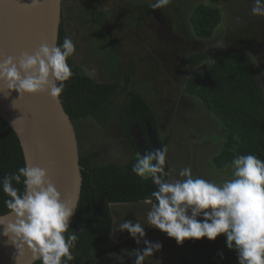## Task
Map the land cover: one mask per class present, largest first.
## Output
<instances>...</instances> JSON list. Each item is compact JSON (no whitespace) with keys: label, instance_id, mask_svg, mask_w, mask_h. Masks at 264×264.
I'll return each mask as SVG.
<instances>
[{"label":"clouds","instance_id":"1","mask_svg":"<svg viewBox=\"0 0 264 264\" xmlns=\"http://www.w3.org/2000/svg\"><path fill=\"white\" fill-rule=\"evenodd\" d=\"M37 3L33 0L32 5ZM170 3L154 0L149 6L158 9ZM251 13L264 16V0H253ZM75 51L73 40L65 37L62 44L41 43L32 53L24 51L18 57L0 53V82L8 95L12 91L19 97L47 92L58 99L73 75L68 59ZM166 155L167 148L147 151L132 165L141 181L150 179L156 186L148 200L152 207L147 212V226L166 233L177 244L202 237L215 240L223 234L226 247L236 252L238 264H264V160L254 154L237 155L231 161V178L216 183L194 176L190 166L179 170L182 179H166L170 176L165 170ZM14 185H22V189ZM0 191L7 197L3 204L8 210L0 215V236L15 249L16 264L26 249L32 264H70L74 260L79 237L69 229L77 206L62 198L46 169L26 162L0 177ZM9 214L12 220L6 219ZM145 226L124 220L118 231L126 230L139 246ZM143 244L144 248L131 252L136 256L134 264H143L145 257L161 248L159 242L147 239ZM119 259L123 264V258Z\"/></svg>","mask_w":264,"mask_h":264},{"label":"trees","instance_id":"2","mask_svg":"<svg viewBox=\"0 0 264 264\" xmlns=\"http://www.w3.org/2000/svg\"><path fill=\"white\" fill-rule=\"evenodd\" d=\"M219 19L216 10L202 5L195 7L191 15L194 34L200 38L210 36ZM65 37L60 24L57 45L62 44ZM203 59V56H192L189 66L195 68ZM68 63L73 75L65 83L59 97L71 121L88 117L103 121L109 113L112 98L126 91L127 104L117 111L116 118L135 150V154L123 163L102 162V153L111 150L106 147L79 156L82 183L69 229L70 232L75 231L79 239L70 264H92L109 255L122 256L125 251L142 249L131 237L111 243L113 217L110 205L149 200L156 190L150 179L141 181L132 172L138 155L129 125L136 123L144 134L143 148L146 152L153 151L146 135V123L156 133L160 149L169 142L171 133L163 139L158 137L155 113L139 92L126 87L127 82H96L75 64L72 57ZM253 70L250 58L232 49L223 52L208 69L196 72L186 81L187 93L197 98L216 118L217 124H220L217 127L224 135L218 154L212 158L215 170L222 171L231 166L233 158L240 154H254L264 160V89L256 82ZM262 83L264 87V76ZM24 165L19 140L9 124L0 117V177ZM14 186L22 189V185ZM6 198L0 191V215L8 211L3 204ZM153 231H149L147 240ZM173 264H238V261L236 252L226 247L225 237L221 234L215 240L206 237L186 239Z\"/></svg>","mask_w":264,"mask_h":264},{"label":"rangeland","instance_id":"3","mask_svg":"<svg viewBox=\"0 0 264 264\" xmlns=\"http://www.w3.org/2000/svg\"><path fill=\"white\" fill-rule=\"evenodd\" d=\"M152 2L154 0H64L63 20L65 23L63 25L66 37L72 39L76 46L75 54L72 56L75 64L82 67L87 75L98 82L108 80L105 78L106 70L112 68L113 63V61L110 63L106 53L109 42L99 38L100 25L119 30L122 32L120 36L126 35L129 38L130 41L125 37L122 40L117 38L118 43L116 42L115 47L120 43L124 46L123 51L128 48L140 50L137 62L135 61L136 63L132 66L130 63L133 60L130 58L131 55L125 56V53L124 55L121 53L122 58L128 61L130 71L128 72L129 77L123 74L121 76L124 79L118 81L127 82L126 87L128 88L134 86V89L145 98L152 112L155 111L158 124H160L158 134L160 139H163L167 136L168 129L171 126L169 113L172 112L178 101L177 94H175V90L170 85L166 75L168 69L166 63L168 61H166L165 55L172 59L174 53L171 41L177 36L186 40L188 34L192 35L193 31L189 30V20L194 8L199 3L210 5H216L217 3L219 6L223 3L220 4L218 0H171V3L167 6L153 9L149 6ZM230 2H233V0H230ZM97 6L103 10L106 9L104 15L97 14V11H95ZM251 8L252 4L250 3L247 10H251ZM251 14L250 11V23L247 24L248 27L245 26L247 29L241 30L240 35L244 46V48H241V52L254 58L253 75L257 78L264 75V58L258 60L255 56L256 53L264 57V16ZM80 30H88L86 33L87 47L84 46V38L76 40L79 37ZM169 31H171L170 38L167 35ZM220 32L221 30H215L214 35H218ZM131 38L135 39L136 42ZM193 44L194 51H199L200 47L194 39L191 40V45ZM184 46L182 47L184 48ZM182 47L177 52L178 56L176 55L180 62L181 58L184 61ZM204 47L205 50L202 51L204 60L197 67V71L208 69L222 54L220 51H211L209 45ZM124 93L112 98L109 104V113L105 115L103 121L88 117L73 122L79 156L96 149L104 150L106 147L111 148L110 152H113V154L102 156L100 159L102 162L122 163L127 159L129 160L130 156L132 157L133 153L129 149L126 156L128 158L125 159L124 157L126 149L122 138L123 130L116 118L117 111L125 106L126 97ZM183 102L184 100L179 101L178 105L182 106ZM188 103L189 110L184 111V114H189L188 120L190 126L193 127L191 132L193 140L184 139L185 141L182 142L180 134L167 142L164 147L167 148L166 157L169 166L168 172L170 173L167 179H182L178 176L179 170L190 166L194 176L222 183L225 179L231 178L232 167L229 166L219 171L215 170L212 162V158L218 154L223 144L224 135L219 127H216L219 123H215L216 118L206 110L197 98L193 96L188 98ZM194 113H198L196 114L198 118L194 116ZM210 117L211 123L209 121ZM191 118L198 123L192 121ZM212 118L215 120L213 121ZM176 128L177 131L187 132L182 126ZM184 142L187 144H184ZM151 207L152 204L148 200L111 204L113 217L111 243L129 236L126 230L123 232L118 231L119 224L124 220H136L142 225H146V230L149 227L147 226L146 216ZM148 240L153 243L159 242L161 248L155 251L153 255L145 257L143 264H173L176 256L182 251V244H177L174 238L168 237L163 232H152ZM120 257L123 258V264H134L136 259L134 253L125 251L122 256L109 255L92 264H121Z\"/></svg>","mask_w":264,"mask_h":264},{"label":"water","instance_id":"4","mask_svg":"<svg viewBox=\"0 0 264 264\" xmlns=\"http://www.w3.org/2000/svg\"><path fill=\"white\" fill-rule=\"evenodd\" d=\"M61 1L38 0L33 6V0H0V53L18 57L24 51L32 53L41 43L57 45L62 22ZM248 56L254 64V58ZM195 72L197 69L191 70L189 74ZM255 80L264 89L262 76ZM7 95L0 82V117L15 132L24 162L46 169L47 177L61 192L62 198L77 206L82 183L77 136L60 97L53 99L47 92L25 93L19 97L18 93L12 91ZM146 135L152 150L160 149L156 133L147 123ZM133 139L137 155H143L146 150L141 133ZM167 167L166 157V171ZM6 219L12 220L13 217L9 214ZM149 229L161 232L153 227L146 229L145 237L139 244L142 248L145 247L143 239H147ZM5 240L0 236V264H16L13 259L15 249ZM19 264H32L27 249L19 258Z\"/></svg>","mask_w":264,"mask_h":264},{"label":"flooded vegetation","instance_id":"5","mask_svg":"<svg viewBox=\"0 0 264 264\" xmlns=\"http://www.w3.org/2000/svg\"><path fill=\"white\" fill-rule=\"evenodd\" d=\"M63 1L64 0H62V3H63ZM218 1L220 2V4L223 3V5L219 6V5H217V3H216V5L215 4L210 5V4H206V3H199L197 5V6L202 5V6H206L208 8H212L219 13L220 19L217 22V24L215 25V27H213V29H212L213 31H212L211 35L208 37H205V38H200V37L196 36L194 34V32H192V35H189V34L187 35L186 40H183V38L177 36L174 39H172V41H171L172 45H173L172 48L174 50L172 59L168 58V56L165 55V59H166V61H168L166 63V67L168 68L166 70V75H167V78L169 79L170 85H172V87L174 88L175 94H177V98H178V101H177L176 105L174 106L172 112L169 113V115L171 117V126L169 127L167 133H171V136L173 138H175V136L178 137L181 134L180 136H182V139H181L182 142L185 141L184 139L193 140V137L191 135V132L193 131V127L190 126V122L188 120L189 114H184V111L189 110L188 98L192 97L186 91V81L190 76H192L196 73L195 72V73L190 75L189 72L193 69H197L198 66H196L195 68L190 67L189 66V58L192 56H203L204 57V55L202 54L203 53L202 51H203V49L205 50V47H204L205 45H209V47H210L209 49H211V51H213V52L220 51L222 53L225 52L226 50H232V49H237V50L241 51V48H244L243 43H242L243 40H242L240 34L242 33L241 30L247 29L245 26L248 27L247 24L250 23L251 17H249V12L251 10L250 9L247 10V7H248V4H250V3L253 4V0H233V2H230V0H228V1L227 0H218ZM62 5L64 6V3ZM63 6H62V22H61V25L64 28L63 24L65 22L63 20V18H64V7ZM105 10L106 9L103 10L102 8H99L98 6L95 9V11H97V14H103V15H104V12H106ZM189 25H190L189 30L193 31L194 27L192 26V23H191V16H190V20H189ZM104 26L105 25H100L101 30H98V35H99V38L104 39L107 42H109V46H108L106 53L110 59V63L113 61L112 68L107 69L106 74H105V78L108 80H111V81L106 80L105 82L113 83V82H117L120 79H124V77L121 76L123 74H126L129 77L128 72L130 71V68H129L130 65H129L128 61H125V59L122 58L121 53H123V55L125 53V56L131 55L130 58H132L133 60L130 63L132 66L134 63L137 62V56H138L140 50L137 51L136 48L135 49L128 48L126 51H123L124 46L120 43L115 47L116 42H117V38H120L122 40L124 37L125 38H128V37L126 35L123 37L120 36V34H122V32H120L119 30H113L111 28H108V27L106 28ZM215 30H221V32L218 35H214ZM64 31H65V28H64ZM87 32H88V30L87 31L86 30H80L79 31V37L76 39V40H79V39L84 38L83 43H84V46H86V47H87V40H86V37H87L86 33ZM65 34H66V31H65ZM167 35L170 38L171 31H169ZM193 39L198 44V46L200 47L199 51H194V44L191 45V40H193ZM128 41H130L129 38H128ZM133 41H135V39ZM248 42L250 43V40ZM83 43L81 42V44H83ZM79 44H80V42H79ZM184 44H185V46H184ZM245 44H247V43H245ZM182 46H184V48ZM181 47L183 48L182 55H183L184 61L181 58V62H180L179 59H177V56H178L177 52H179V49ZM207 51H205V52H207ZM255 56L257 57L258 60L260 58H264L263 56H260L256 53H255ZM112 58H113V60H112ZM197 72H199V71H197ZM131 89H134V86H131ZM182 100H184V102L182 103L183 105L182 106L178 105V102L182 101ZM126 104H127V99H125V105ZM196 114H198V113H194V116L197 117ZM191 120L194 121L195 123H198L193 118H191ZM117 122L121 125V123L118 120H117ZM156 125H157V129H158L160 124H158L157 118H156ZM177 126H179V128L182 126L183 128H185V130H187V132L183 133V132L177 131V128H176ZM121 127L123 130L122 138H123V141L125 142L124 147L126 149V151L124 153V157H125V159H127L128 158V157H126L127 153H129V151H131L134 155L135 150H134V147L131 145L130 138H128L127 136L124 135L123 125H121ZM129 130H130V135H131L132 140H134L133 138H135L138 133H141V137L143 139L144 134L139 130V127L136 123L129 125ZM158 137L160 138L159 134H158ZM172 137H170V139ZM143 141H144V139H143ZM126 142L128 145L126 144ZM184 144H187V143L184 142ZM128 149H129V151H128ZM130 158H131V156H130ZM126 161H128V159L125 160V162Z\"/></svg>","mask_w":264,"mask_h":264},{"label":"crops","instance_id":"6","mask_svg":"<svg viewBox=\"0 0 264 264\" xmlns=\"http://www.w3.org/2000/svg\"><path fill=\"white\" fill-rule=\"evenodd\" d=\"M136 90V89H135ZM207 115H209V114H207ZM211 116V115H210ZM213 119V118H212ZM209 121H210V123H211V117H210V119H209ZM213 121H214V119H213ZM215 123H217L216 122V120H215ZM217 127V126H216ZM172 137V136H171ZM174 138L172 137L170 140H173ZM107 154H113V152H110V150H108V151H105V152H103L102 153V156H104V155H107ZM127 237H130V235L129 236H127ZM127 237H125V238H123V239H126ZM121 240H115V244L116 243H118V242H120Z\"/></svg>","mask_w":264,"mask_h":264}]
</instances>
